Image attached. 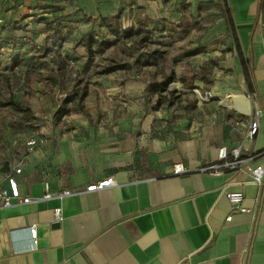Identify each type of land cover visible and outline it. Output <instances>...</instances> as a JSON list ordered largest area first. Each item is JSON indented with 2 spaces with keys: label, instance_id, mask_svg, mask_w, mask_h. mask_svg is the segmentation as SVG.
Listing matches in <instances>:
<instances>
[{
  "label": "crops",
  "instance_id": "1",
  "mask_svg": "<svg viewBox=\"0 0 264 264\" xmlns=\"http://www.w3.org/2000/svg\"><path fill=\"white\" fill-rule=\"evenodd\" d=\"M206 2L227 14L241 56L228 52L223 67L233 82L212 92L251 95L250 110L221 106L206 114L201 137L170 151L164 140L144 137V155L135 162L130 147L102 131L95 151H72L64 138L48 137L16 163L18 189L40 197L47 182L50 192L70 193L0 208V264H264V200L255 203L250 174L201 170L216 161L218 147L237 145L243 157L255 156L252 166L264 167V0H186L194 21L201 20L198 11L206 19ZM255 109L258 129L250 138ZM175 163L186 171L174 174ZM108 177L114 186L85 189ZM224 189L243 192V210L231 209ZM57 208L60 222L53 219ZM29 225L36 228L35 248L14 253L10 230ZM29 244L24 234L20 245Z\"/></svg>",
  "mask_w": 264,
  "mask_h": 264
},
{
  "label": "rangeland",
  "instance_id": "2",
  "mask_svg": "<svg viewBox=\"0 0 264 264\" xmlns=\"http://www.w3.org/2000/svg\"><path fill=\"white\" fill-rule=\"evenodd\" d=\"M187 6L0 0V101L11 97L25 108L0 106V169L26 160L30 137L38 146L64 138L72 151H95L102 131L130 147L134 162L144 155V137L164 140L169 151L201 137L206 114H218L219 99L237 94L212 92L233 82L223 67L228 52L241 56L222 9L206 2V19L197 10L201 20L194 21ZM237 104L246 111L243 100Z\"/></svg>",
  "mask_w": 264,
  "mask_h": 264
},
{
  "label": "built area",
  "instance_id": "3",
  "mask_svg": "<svg viewBox=\"0 0 264 264\" xmlns=\"http://www.w3.org/2000/svg\"><path fill=\"white\" fill-rule=\"evenodd\" d=\"M246 98L252 99L251 95H247ZM231 108V107H230ZM260 110L255 109L253 112L252 118L249 119L245 136L253 137L258 129V120L257 116L259 115ZM38 138L30 137L25 142V152L26 154L32 152L37 146ZM240 145H237L231 149H227L225 146H220L217 149L216 161L212 164L207 165L206 167L201 168V170H205L214 174H219L224 171H246L251 176V182L255 184L258 188V191L254 197L255 203H259V201L264 200V167L261 165L252 166L250 164V160L255 157L248 156L243 157L240 154ZM21 168L19 164H11L2 169H0V208L10 207L12 205H20L26 204L42 199H48L52 197H60L62 195H66L70 193L65 190L60 194L49 191V185L47 182H44L43 188L44 193L40 197H31L27 195L20 194L18 189V183L15 175L20 173ZM186 171V168L182 166L181 163H175L173 165L172 172L174 174H182ZM116 181L112 177H108L107 179L97 181L88 185L85 189L87 191H95L100 190L105 187L114 186ZM223 195L228 200L231 209L233 210H243L241 209V202L243 200V192L240 190H227L224 189L222 191ZM54 221L60 222L62 220V213L59 208L55 209L53 212ZM226 219H230V215L226 216ZM24 234H26L27 239L29 240V245L27 247H22L20 242L23 239ZM10 241L13 245V252H21L25 250H31L35 248L36 245V228L34 225L25 226L23 228L12 229L10 230Z\"/></svg>",
  "mask_w": 264,
  "mask_h": 264
},
{
  "label": "bare ground",
  "instance_id": "4",
  "mask_svg": "<svg viewBox=\"0 0 264 264\" xmlns=\"http://www.w3.org/2000/svg\"><path fill=\"white\" fill-rule=\"evenodd\" d=\"M243 94V93H242ZM227 95H229V96H227V98L226 99H219V101H220V103L221 104H223V106H227V107H231V106H234L235 108H237V109H239L238 108V104H237V100L238 99H241V100H243L244 101V103L246 104L245 106H246V111H244V112H248L249 110H250V108H251V101H249L245 96H243V95H237V94H233V93H229V94H227ZM226 96V95H225ZM224 96V97H225ZM223 97V98H224ZM240 110V109H239Z\"/></svg>",
  "mask_w": 264,
  "mask_h": 264
},
{
  "label": "trees",
  "instance_id": "5",
  "mask_svg": "<svg viewBox=\"0 0 264 264\" xmlns=\"http://www.w3.org/2000/svg\"><path fill=\"white\" fill-rule=\"evenodd\" d=\"M173 80V76H168L167 79L163 82V86L165 87L169 82H171ZM83 96H81L82 98ZM12 106L14 109L16 110H20L22 111L23 106L19 104V102L13 100L11 97H9L7 100L4 101H0V106ZM59 111V109L56 110V112ZM61 114V113H60Z\"/></svg>",
  "mask_w": 264,
  "mask_h": 264
}]
</instances>
